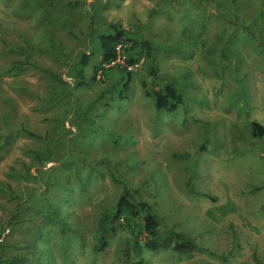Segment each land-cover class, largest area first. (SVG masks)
Wrapping results in <instances>:
<instances>
[{
    "label": "rangeland",
    "instance_id": "rangeland-1",
    "mask_svg": "<svg viewBox=\"0 0 264 264\" xmlns=\"http://www.w3.org/2000/svg\"><path fill=\"white\" fill-rule=\"evenodd\" d=\"M112 23L129 42L97 70ZM165 84L172 111L151 95ZM123 185L207 249L142 248L143 264H264V0H0L3 235L18 204L45 234L37 263L131 264L127 228L93 251Z\"/></svg>",
    "mask_w": 264,
    "mask_h": 264
},
{
    "label": "trees",
    "instance_id": "trees-1",
    "mask_svg": "<svg viewBox=\"0 0 264 264\" xmlns=\"http://www.w3.org/2000/svg\"><path fill=\"white\" fill-rule=\"evenodd\" d=\"M97 41V49L100 54V62L97 68L99 70L104 69V65L116 60L119 48L124 47L129 42V39L126 38L125 31L121 26L112 23L109 31L98 34ZM134 44L135 42H132L133 47ZM138 45L146 47L148 54L153 49L146 41H142ZM135 61L134 58H128L127 60L128 65L134 64ZM128 84L129 78L123 83V90L127 89ZM151 95L154 99L155 108L158 110L172 111L182 102L180 92L172 84H165L154 90ZM253 127L261 129V126L256 122L253 123ZM24 133L33 135L27 130H24ZM22 173L24 174V172ZM187 185L190 187V181H187ZM22 193L23 191H21ZM24 198L29 202V197L28 199L26 196ZM17 205H15L17 211L16 220L15 223L9 222V233L15 230L18 224L27 222L28 237L21 238L22 244L19 240L13 243V247L16 250H20L19 253L7 255L4 250V240L9 236V233L3 235L5 229L0 230V239L2 240L0 242V264H40L37 263L39 262V257L36 253L37 257L35 256L34 260L31 258L32 255H29V250L33 252L31 249L35 247V244L31 245L29 242L31 240L41 242L45 238V234L38 224L30 225L31 229L29 231V213L24 214L22 212L24 208H20V210ZM124 228L129 229L133 233L132 251L136 254L137 259L131 264H143L142 259L139 257L142 248L151 252L171 250L186 256L196 251H207V249L199 247L195 240L185 232L177 231L172 227H164L161 219L152 210L149 203L133 200L132 192L127 185L122 186V191L115 205L99 214L97 222L98 236L96 243L93 245V251H104L108 245V239ZM29 233L31 235L30 241ZM140 237H143L142 244L140 243ZM129 257L130 251L126 250V258L129 259ZM41 262L46 264L49 262V258H43Z\"/></svg>",
    "mask_w": 264,
    "mask_h": 264
}]
</instances>
